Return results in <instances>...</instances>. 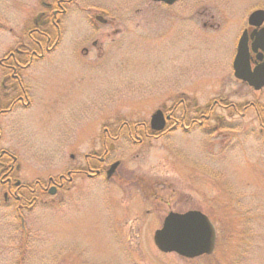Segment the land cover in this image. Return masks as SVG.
<instances>
[{
  "label": "rangeland",
  "instance_id": "rangeland-1",
  "mask_svg": "<svg viewBox=\"0 0 264 264\" xmlns=\"http://www.w3.org/2000/svg\"><path fill=\"white\" fill-rule=\"evenodd\" d=\"M262 3L228 0L221 12L218 3L211 4L223 27L231 15L234 19L224 29L206 31L188 20L191 0H181L178 11L148 1L97 0L100 8L150 10L115 15V27L121 31L114 42L126 40L130 47L116 53L113 75L99 81V88L94 85L98 90L93 101L80 98L81 104L72 108L35 105L0 118V152L17 158L13 176L31 185L60 175L71 163L70 153L76 151L78 160L91 150L87 134L96 126L100 131L112 121L149 122L158 107L170 106L174 81L183 83L180 91L187 92L184 85L190 79L199 102L223 97L239 104L257 98L264 104V90L256 95L230 93L235 84L224 75L234 54L236 42L231 39L248 13ZM37 9L38 0H0V56L14 43L8 28L18 33ZM82 33L88 35L86 30ZM187 42L195 44V52L190 59L178 60L176 46ZM123 55H129L125 61L119 59ZM52 65L45 97L62 102L66 90L61 69ZM101 70L100 76H109L107 68ZM88 80L78 86V93L92 90V79ZM220 113L226 120L223 144L213 134L206 149L201 137L194 138L190 155L192 166L199 169L184 174L175 167L169 149L172 134L141 149L117 141L109 158V164L121 162L115 178L84 179L66 193L47 194L44 202L22 212L24 228L16 209L5 204L0 184V264H264V140L250 137L252 113L245 117L243 129L238 117ZM188 210L204 212L216 228V246L209 256L188 259L165 254L154 243V232L169 212Z\"/></svg>",
  "mask_w": 264,
  "mask_h": 264
},
{
  "label": "flooded vegetation",
  "instance_id": "flooded-vegetation-1",
  "mask_svg": "<svg viewBox=\"0 0 264 264\" xmlns=\"http://www.w3.org/2000/svg\"><path fill=\"white\" fill-rule=\"evenodd\" d=\"M128 1H133L134 4L139 1L147 4L148 1L149 4L159 5L161 9L176 11H178L176 6L181 2L177 0L173 4H167L155 0ZM232 1L237 2L238 0ZM227 2L228 0H194V2L191 0V6L188 7L187 12L188 20L193 26L198 24L206 31L224 29L227 25H231L233 16L231 15L227 25L224 24L223 27L216 19V14L211 12L209 5L218 3L221 12ZM146 10L150 9L147 6L100 8L97 6V0H38V9L30 22L23 24L18 33H13L14 28H8V31L13 34L11 42L14 43L0 56V118L17 109H32L35 105L43 104L47 107L59 104L72 108L81 104L80 98L93 101V96L98 90L94 85L99 88V81L113 75L114 63L118 58L116 53L122 49L128 51L130 47V42L126 40L114 42V36L120 34L121 31V28L115 27V15L145 13ZM257 10H262L264 13V0L262 4H257L248 13L240 29L231 39L232 42H236L234 54L230 69L224 74L235 84V89L230 93L242 95L245 91L246 94L256 95L264 90V85L260 88L256 87L255 84H260V82L254 76V83L250 84L249 81L238 77L234 68L240 42H244L247 57L241 74L259 76L264 73V42H257V37L264 31V20L250 22V15ZM2 25L0 24L1 29ZM104 28L109 30H104ZM83 30L87 31V36L83 35ZM130 33L131 31L127 34ZM210 45L208 56L211 55V48H213L212 44ZM176 50L177 55L175 56L178 60L180 57L190 59L195 52V44L187 42L184 47L176 46ZM128 56H119V59L125 61ZM52 64H59L61 69V81L66 90V98L60 96L62 102H58L57 97L47 99L45 97L52 83L49 77L52 74L50 70L53 67ZM104 68L109 71L108 77L100 76L101 69ZM92 70H95L93 76L88 77ZM88 78L92 79L90 81L92 90L78 93V86ZM182 85L183 83L174 81L171 105H163L156 109V112L159 110L163 112L164 126L162 129L157 130L152 127V117L149 122L122 120L117 124L112 121L102 125L100 131L96 126L87 134L88 142L92 145L91 150L84 152L78 160L76 151L70 153L71 163L67 164L65 170L58 176H49L45 181L37 180L29 185L16 180L13 173L17 168V158L8 151L2 150L0 152V184L4 189V202L16 209L15 212L20 217L22 228L25 227L22 212L31 209L39 201L44 202L43 197L47 194L52 195L51 191L54 190L55 195L59 191L66 193L73 184L84 179L98 181L103 178L106 180L115 178L121 162L114 161L109 164V158L113 145L117 141L126 140L132 147L141 149L153 142H160L172 134L174 140L169 149H171L173 161L176 162L175 167L186 174L194 171L196 167L192 166L194 161L190 155L195 148L194 138L201 137L199 142L203 143L206 149L211 146L213 134L221 144L224 143L226 135L222 134V129L226 120L225 114L220 112H229L238 117L242 129L245 117L252 113L249 125L252 133L250 137L257 142L260 139L264 140V104H261L257 98L239 104L228 102L223 97L199 102L193 96L197 89L190 79L184 85L187 92L180 91ZM221 91L226 92V88H222ZM108 100L114 104L111 95L108 96ZM246 136L249 137V135ZM181 160L182 162H179ZM116 163H118L117 167L109 175V170ZM196 168L199 169V167Z\"/></svg>",
  "mask_w": 264,
  "mask_h": 264
},
{
  "label": "water",
  "instance_id": "water-1",
  "mask_svg": "<svg viewBox=\"0 0 264 264\" xmlns=\"http://www.w3.org/2000/svg\"><path fill=\"white\" fill-rule=\"evenodd\" d=\"M173 4L177 0H155ZM261 19V20H260ZM263 21V11H255L251 14L250 22ZM257 42H264L263 34L257 37ZM246 49L244 42H240L239 51L234 61L235 73L238 77L253 82V76L260 82L255 84L257 88L264 85V73L259 76L252 74L242 75L243 66L246 65ZM163 112L157 111L152 115L151 124L157 130L164 126ZM118 163L109 170L111 175ZM54 195L55 191H51ZM156 246L165 253L175 252L186 258H196L213 253L216 246V229L207 215L198 210H190L185 213L170 212L165 218L163 225L154 234Z\"/></svg>",
  "mask_w": 264,
  "mask_h": 264
}]
</instances>
